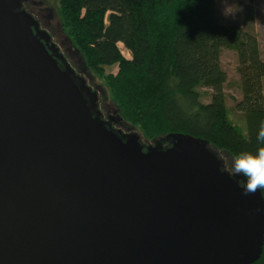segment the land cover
Wrapping results in <instances>:
<instances>
[{"label":"water","instance_id":"water-1","mask_svg":"<svg viewBox=\"0 0 264 264\" xmlns=\"http://www.w3.org/2000/svg\"><path fill=\"white\" fill-rule=\"evenodd\" d=\"M210 148L114 128L23 0H0V264H253L262 191Z\"/></svg>","mask_w":264,"mask_h":264},{"label":"trees","instance_id":"trees-1","mask_svg":"<svg viewBox=\"0 0 264 264\" xmlns=\"http://www.w3.org/2000/svg\"><path fill=\"white\" fill-rule=\"evenodd\" d=\"M55 2L66 40L104 80L120 120L138 127L146 140L183 132L207 139L229 157L256 150L264 123L259 41L237 23L218 24L215 0ZM224 48L237 54L241 99L235 108L243 114L245 128L233 123L226 106ZM113 65L117 71L106 74L105 68ZM201 87L211 89L209 102L203 101ZM253 264H264V244Z\"/></svg>","mask_w":264,"mask_h":264},{"label":"rangeland","instance_id":"rangeland-1","mask_svg":"<svg viewBox=\"0 0 264 264\" xmlns=\"http://www.w3.org/2000/svg\"><path fill=\"white\" fill-rule=\"evenodd\" d=\"M23 8L34 18L35 16L45 26L53 43L60 52L67 57L75 73L82 77L87 86L96 93L100 108L110 114L125 132L137 133L144 142L152 143L143 137L141 130L126 121H122L110 98L109 90L104 80L94 74L84 63L80 54L70 45L61 31L60 15L55 0H25ZM215 12L217 23L227 25L237 23L242 28L254 32L257 35L261 58L264 60V0H215ZM36 17V18H37ZM122 54L129 58V51L122 43L118 44ZM221 66L227 73V81L224 84L226 106L229 117L240 128L246 127L243 114L235 108L236 101L241 99L239 87V74L237 73V54L234 50L224 48L220 56ZM117 66L105 68V73H115ZM264 80V79H263ZM264 87V86H263ZM204 102L210 101V88H199ZM245 130V129H244Z\"/></svg>","mask_w":264,"mask_h":264},{"label":"clouds","instance_id":"clouds-1","mask_svg":"<svg viewBox=\"0 0 264 264\" xmlns=\"http://www.w3.org/2000/svg\"><path fill=\"white\" fill-rule=\"evenodd\" d=\"M256 140L255 151H242L230 157L210 148L221 161V171L230 177L242 178L237 180V184L246 196L264 190V123H261Z\"/></svg>","mask_w":264,"mask_h":264},{"label":"flooded vegetation","instance_id":"flooded-vegetation-1","mask_svg":"<svg viewBox=\"0 0 264 264\" xmlns=\"http://www.w3.org/2000/svg\"><path fill=\"white\" fill-rule=\"evenodd\" d=\"M24 1H25V0H23V2H24ZM36 17H37V16H35V19H36L37 22L39 23V27H40V29L46 30L45 26H41L42 24H41L40 20L38 19V17H37V18H36ZM51 42H53L52 39H51ZM59 51H60V50H59ZM65 58L67 59L66 56H65ZM67 61H68V60H67ZM70 65H71V64H70ZM71 66H72V65H71ZM91 91L93 92L92 89H91ZM97 106H98V109L100 110V114H101L102 119H104V120L110 122V123L113 125L114 128H117V124H116L115 122H113L114 118H113L110 114L105 113V112L103 111V109L100 108V106H99V102H98V97H97Z\"/></svg>","mask_w":264,"mask_h":264}]
</instances>
